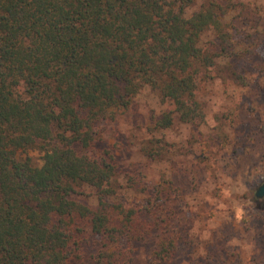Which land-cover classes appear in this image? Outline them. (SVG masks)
Segmentation results:
<instances>
[{"label":"trees","instance_id":"obj_1","mask_svg":"<svg viewBox=\"0 0 264 264\" xmlns=\"http://www.w3.org/2000/svg\"><path fill=\"white\" fill-rule=\"evenodd\" d=\"M197 1L0 0V264H133L150 241L149 264H174L172 184L120 185L103 134L145 93L162 106L154 133L204 118L203 80L264 78L260 38L241 50L229 30L233 5Z\"/></svg>","mask_w":264,"mask_h":264},{"label":"rangeland","instance_id":"obj_2","mask_svg":"<svg viewBox=\"0 0 264 264\" xmlns=\"http://www.w3.org/2000/svg\"><path fill=\"white\" fill-rule=\"evenodd\" d=\"M204 1L198 0L190 12ZM228 3L233 9L227 22L238 48H248L246 35L258 36L257 44H263L257 48L258 63L264 66V0ZM213 39L206 34L202 45ZM247 80V87L231 78L203 80L197 98L205 116L195 124L176 119L170 129L153 133L152 118L162 106L152 93L107 123L104 143L114 147L120 185L129 173L141 175L150 185L172 184L160 204L164 218L172 214L174 264L264 262V200L255 198L264 184V78L256 71ZM150 149L157 156L149 157ZM154 247V241L135 244L133 264H149Z\"/></svg>","mask_w":264,"mask_h":264},{"label":"water","instance_id":"obj_3","mask_svg":"<svg viewBox=\"0 0 264 264\" xmlns=\"http://www.w3.org/2000/svg\"><path fill=\"white\" fill-rule=\"evenodd\" d=\"M255 196H256L257 199L264 198V184L261 187H259V189L257 190Z\"/></svg>","mask_w":264,"mask_h":264},{"label":"flooded vegetation","instance_id":"obj_4","mask_svg":"<svg viewBox=\"0 0 264 264\" xmlns=\"http://www.w3.org/2000/svg\"><path fill=\"white\" fill-rule=\"evenodd\" d=\"M259 200H264V198H262V199H259Z\"/></svg>","mask_w":264,"mask_h":264}]
</instances>
